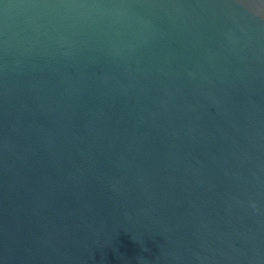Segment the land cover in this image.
I'll return each instance as SVG.
<instances>
[{
  "label": "water",
  "instance_id": "95a60500",
  "mask_svg": "<svg viewBox=\"0 0 264 264\" xmlns=\"http://www.w3.org/2000/svg\"><path fill=\"white\" fill-rule=\"evenodd\" d=\"M0 264H264V0H0Z\"/></svg>",
  "mask_w": 264,
  "mask_h": 264
}]
</instances>
